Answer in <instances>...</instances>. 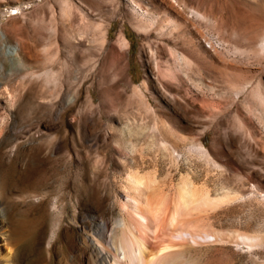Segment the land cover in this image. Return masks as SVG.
<instances>
[{
  "label": "rangeland",
  "instance_id": "obj_1",
  "mask_svg": "<svg viewBox=\"0 0 264 264\" xmlns=\"http://www.w3.org/2000/svg\"><path fill=\"white\" fill-rule=\"evenodd\" d=\"M178 2L190 31L145 26L158 0H0V235L35 264H69L92 218L125 215L129 175L166 214L183 180L203 193L175 225L218 233L198 263L264 264V0ZM198 35L207 87L161 78Z\"/></svg>",
  "mask_w": 264,
  "mask_h": 264
},
{
  "label": "bare ground",
  "instance_id": "obj_2",
  "mask_svg": "<svg viewBox=\"0 0 264 264\" xmlns=\"http://www.w3.org/2000/svg\"><path fill=\"white\" fill-rule=\"evenodd\" d=\"M168 3L169 4H166L164 0H158V3H155L156 5L154 4L150 10H144L140 6L139 9L143 12L141 19L147 22V25L145 23V26L157 30L170 29L171 31H190L192 26L191 21L183 16V13L181 14L179 11H177V9L175 10V5H178L179 3L178 0H170ZM154 9L157 12L154 11ZM198 12L194 9H191L190 16L192 18L194 17L195 19L206 18V16H203L204 14L201 15ZM203 37L204 36L198 35L197 38H194L193 41H191L194 49L189 53H180L178 52L177 48H175L177 51L171 50L170 53L173 57V63L169 66H166L165 71L162 70L161 66H159V63L156 64L155 68L158 75L161 78H167L175 82L180 78L178 73L183 72L186 74V80H181L180 78L181 85L186 84V81H190L199 88L207 87L208 77L205 69H207L208 65L207 55L209 51L206 48L205 43L202 41ZM204 42H207L206 38H204ZM118 43L121 47L127 46V42L123 37H120ZM172 49L174 48L172 47ZM262 50H264V45L262 46ZM178 85H180V83ZM190 93L191 89L187 88V94ZM142 99L144 98L141 97V101H143ZM145 103L146 102L143 103L144 111L151 112V107L149 108L146 106L147 103L146 105ZM151 113L154 114V112ZM147 114L149 115V113ZM139 117L141 120L144 119L142 118L143 116L141 113H139ZM165 128L166 127L164 125L160 128L155 127V130L161 132V130ZM166 129L169 131V133L174 132L170 127H167ZM162 144H164V146L166 145L164 142H162ZM199 148H202V146H199ZM127 180L130 193L127 195V200L124 202V210L126 211L125 215H123L120 219L114 220L99 219L95 217L92 218L90 226L86 228L88 234L82 238L80 242H75L70 255L69 264H201L195 260V250H193L194 248H192L191 245H200L201 242L198 240V238L206 239L212 237L214 241H216L217 237L219 236L218 233L207 230L206 228L200 229L199 226V229L196 227L194 228V226L190 228L189 225L188 227L183 226L176 228L181 224H179L180 220L178 222L179 216L177 209L185 207L188 204L190 205L192 202L194 207L197 206V209L199 203H196L199 200L197 201L195 198H197L196 196L198 195L197 193H199V191H195V195L192 191L193 188L191 189V186H189L190 182L189 184L184 180L180 182V184L177 186L175 194L177 208L175 209V206L174 211L170 210L169 212L171 213L166 214L167 210L164 208L165 206H168L169 203L166 205L165 202V204H163L162 201L160 203V199L155 203L151 200V193L154 192L153 189L155 188H153V185H156V180L150 179V176L146 177V175H129ZM158 186L159 185H157V187ZM157 190H159V188ZM163 193H161V195ZM156 194L158 193L156 192ZM201 195H203V193L200 194V196ZM162 196L165 197V194ZM162 196L157 197L161 198ZM225 196L223 197L224 200L225 198H229ZM158 198L154 199V201L158 200ZM199 198L202 199L203 197L201 196ZM162 199L164 201L166 198L164 199L162 197ZM217 200H219V198H217ZM203 202H205L204 199H202V202L200 203ZM207 203H209L208 205H212L210 204L212 202L206 201V204ZM203 206L205 207V203L201 207ZM183 209L184 212L186 207ZM190 210L191 209L188 211ZM182 214L183 213L181 211V214L179 213V215ZM182 217L183 219L185 218L183 215ZM177 223L179 225L175 226ZM251 240L252 239H250V241ZM13 243L6 235H0V264H35V261L31 258L32 255L30 252H21ZM198 253L199 252L196 254Z\"/></svg>",
  "mask_w": 264,
  "mask_h": 264
}]
</instances>
